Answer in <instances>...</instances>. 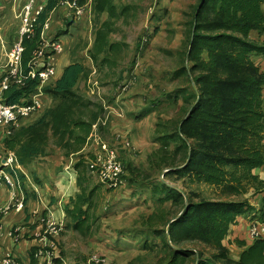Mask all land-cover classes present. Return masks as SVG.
I'll return each mask as SVG.
<instances>
[{
  "label": "rangeland",
  "instance_id": "374dc122",
  "mask_svg": "<svg viewBox=\"0 0 264 264\" xmlns=\"http://www.w3.org/2000/svg\"><path fill=\"white\" fill-rule=\"evenodd\" d=\"M26 1L30 2L12 0L10 7L5 5L10 0H0V74L6 69V47L14 44L22 27L25 17L23 4H27ZM47 1L36 0V6ZM199 2L87 0L91 9L83 16V20L72 21L64 7L51 13L47 35L55 36L57 32L68 30L61 35V39L66 42V49L57 61L58 75L63 73L66 66L77 61L85 65L88 74L75 90L76 96L81 99L77 102L87 104L79 119L92 123L94 114L98 113L90 132L96 125L110 144L122 151L129 167V177L123 188L106 189L91 177L87 167V161L91 159L89 152L95 148L93 142H89L91 133L88 141L78 145L79 148L73 153H67L62 145H57L58 137L52 135L45 153L33 160L38 176L46 177L44 191H41L44 199V193L46 196L54 193L52 188L54 191L57 188L54 184L56 179L59 187H66L67 190L72 176L69 171L62 172V166L57 167L52 155L66 156V160L62 156L65 164L69 162L71 154L78 152H81L77 156L80 162L82 158H89L80 166L85 172L81 184L88 188L86 194L94 191L89 196L94 204L89 210L90 217L84 219L86 223L83 229H70L65 234L62 247L66 261L63 264H169V249L164 245L165 240L169 241L168 234L164 232L168 228L165 221L176 216L178 207L159 200L157 192L161 190L162 183L183 189L188 194L196 191L208 199L225 198L215 186L191 184L187 179H178L176 175L165 172L174 167L170 165L182 162V156L173 157L176 138L165 141V137L169 136L165 134L174 129L175 123L182 119L188 109L189 105H185L187 97L184 95L199 90L194 79L185 81L184 72H179L184 65L186 23L190 20L192 7ZM99 7H104L103 11L100 12ZM252 59L264 70V55L252 54ZM259 59L263 63L258 62ZM93 73L99 81L94 93L89 90ZM60 103L55 105L54 99L50 97L44 110L30 122L40 120L54 105L53 109ZM106 104L110 106L108 110L104 108ZM118 107L124 110V114ZM105 119L106 125L102 123ZM96 123H100V127ZM19 128L20 125L13 129L1 127L0 138L6 139L13 130ZM78 133L75 131L73 136L83 134ZM122 140L130 141L132 145L129 149L124 147ZM163 143H169V146ZM7 158L8 155L0 152L1 177L9 170L5 165ZM65 190L59 189L58 192L61 194ZM255 195L251 191L247 197L253 201ZM261 200L262 195L259 204ZM52 208L59 220L63 207L55 205ZM112 208L116 210L112 212ZM154 229H158V233ZM183 246L196 254L183 258L186 260L183 264H194L199 257L205 259L212 256V250L200 242ZM236 253L232 254L236 256ZM37 261L36 264H44L41 260ZM17 264L21 263L18 261ZM55 264L61 262L55 261Z\"/></svg>",
  "mask_w": 264,
  "mask_h": 264
},
{
  "label": "trees",
  "instance_id": "16d2710c",
  "mask_svg": "<svg viewBox=\"0 0 264 264\" xmlns=\"http://www.w3.org/2000/svg\"><path fill=\"white\" fill-rule=\"evenodd\" d=\"M59 4L60 0H48L33 23L34 32L24 36L25 68L39 47L46 20ZM263 7L264 0H200L192 7L186 23V51L179 72H184L185 81L194 79L199 90L184 95L188 109L185 107L184 116L175 123L174 132L165 134L169 135L165 141L176 138L173 157L182 156V162L170 165L176 169L169 172L191 184L215 186L225 198L208 199L196 191L188 194L162 183L157 192L159 200L178 207L176 216L165 221L167 227L170 224L169 232L164 230L169 239L164 241L169 249V264H183L186 261L183 258L196 256L183 246L192 242H200L212 250L211 257H199L194 264H264V236L254 239L252 244L237 240L235 243L242 249L238 258L233 257L231 248L225 244L238 217L255 210L247 195L252 190L255 194L264 192V180L254 172L264 166V70L252 59V54L264 55ZM103 9L99 7L100 12ZM66 32L67 29L57 32L56 37ZM254 34L259 37H253ZM87 75L85 65L77 61L43 88L55 105L61 103L40 120L13 130L7 137L5 145L16 152L19 163L28 166L45 153L52 135L58 137L57 145H62L67 153L86 143L99 115L94 114L92 123L79 119L87 104L77 102L81 99L75 90ZM38 87L37 78L29 79L23 86L13 84L4 94L5 100L9 104L28 103ZM75 131L83 134L75 137ZM163 145L168 147L169 143ZM121 158L128 180V162L122 155ZM11 173L23 182L26 180L18 170ZM93 192L79 194L73 200L72 210L67 206L73 220H77L75 230L85 226L83 215L90 217L94 202L89 196ZM87 203L88 209L84 210L82 205ZM158 231L154 229L155 233ZM55 242L59 254L56 261L61 262L63 247L59 239ZM37 249L32 252L31 264H36Z\"/></svg>",
  "mask_w": 264,
  "mask_h": 264
},
{
  "label": "built area",
  "instance_id": "2783aa9c",
  "mask_svg": "<svg viewBox=\"0 0 264 264\" xmlns=\"http://www.w3.org/2000/svg\"><path fill=\"white\" fill-rule=\"evenodd\" d=\"M87 0H60L58 8H65L68 10V15L72 21L83 20V16L89 13L90 5L86 3ZM36 0H30L24 5L23 11L25 17L23 18L22 27L19 29V35L17 40L12 46L7 49V63L4 75L0 81V128L8 127L15 128L21 126L23 122L30 119L35 114L39 113L45 106V102L40 95H32L31 101L28 103L18 102L16 104H9L6 102L4 93L10 89L13 84L23 86L29 79H38L39 87L41 91L43 86L47 85L51 80L56 79L58 75L57 61L60 55L66 49V42L56 36H48L47 32L50 30V16L41 33V42L39 47L35 50L31 61L28 64V68L25 69L23 65V57L25 52L24 36L32 34L34 32L33 23L36 21L38 15L44 10L46 4L39 3L36 6ZM74 19V20H73ZM95 73V72H94ZM89 80V90L94 93L97 88L98 78L94 76ZM121 88H119V93ZM108 110L109 105L104 106ZM124 114V110L118 107ZM104 125L107 124V120H102ZM100 127V123H96ZM91 137L89 142H93L94 151L88 162V170L90 176L95 178L100 184L104 185L107 189H119L123 188L127 184L125 178V166L123 159L121 158V151L114 148L105 137L103 132L97 130L96 125H93V129L90 132ZM119 140V135L117 136ZM124 147L129 149L132 145L128 140H122ZM134 148V146H132ZM15 162V163H14ZM14 164V165H13ZM7 168L17 171L18 158L16 154L10 152L8 154L7 161L5 162ZM69 171V170H67ZM18 175L5 173L4 176H0V183L3 180L5 183L14 188L18 184ZM15 193L13 192V196ZM12 204H8V209L12 208ZM18 209L23 208V201H18L16 204ZM57 225V224H56ZM55 223L50 224V230L52 233H59L61 228H56ZM264 231V220L260 224H256L251 230V236L253 239L262 236ZM37 259L44 264H55L59 254L57 251V243L51 242V245L38 249L35 253ZM18 257L11 251H3L0 253L1 264H17ZM61 261L64 262L63 257ZM98 262V261H97Z\"/></svg>",
  "mask_w": 264,
  "mask_h": 264
},
{
  "label": "crops",
  "instance_id": "0c3cea01",
  "mask_svg": "<svg viewBox=\"0 0 264 264\" xmlns=\"http://www.w3.org/2000/svg\"><path fill=\"white\" fill-rule=\"evenodd\" d=\"M11 4L12 0H10V2H6L5 5H9L11 7ZM25 4H23V7ZM256 36L253 35V37L255 38L259 37V35L257 34ZM11 46L12 45H10V47ZM10 47H6V50ZM261 60L262 59H259L258 62L263 63V61ZM3 75L4 72L0 74V81ZM41 94V97L46 98L45 93ZM47 98L49 99V96ZM27 122H29V124L31 123L30 121H25L21 124L20 127L26 125ZM6 139L0 138V152H4L6 155H8L10 152L16 154L14 150H9L6 147ZM92 152L93 151L89 152L90 157L92 156ZM80 153L81 152L71 154L69 156V162L66 164L63 162V157L66 160V156H51L53 157L52 160H56L55 164L58 168L62 166V172H67V170H69V172L72 173V176L71 181L67 186V190H65L66 187L64 189H61L59 187L58 179H56L54 184H56L57 188L55 189V191L52 188L54 193H50V195L48 196H46V194L44 193V199L41 191H44L46 177L44 174L43 178L41 176H38V174L35 172V166L33 162L28 166H24L18 161V165L16 168L20 173H23L25 175L26 180H24L23 182L21 179H18V184L14 188H11L10 185L5 183L3 180L1 181L0 253L3 251H11L18 257L17 261H19V263L31 264L32 252L36 247L38 249L46 247L48 245H51V242L53 240L55 241L57 239H59L61 244H63L65 234H67L70 229H74L73 225L77 222V220H73V218L69 214L67 206L72 210L75 207L74 201L77 200L78 195L82 194L83 191H88V188L83 187L81 184L82 180L85 178V172L81 170L80 166L82 165L81 162L86 163V161L90 157L88 159L82 158V161L80 162V159L77 157ZM60 158L62 159L61 161H59ZM78 163L79 165L77 166ZM61 170L59 169V171ZM6 171L13 175V173H11L13 172L12 169L9 168V170ZM254 172L259 176L260 179L264 180V166L256 168ZM59 189L65 190L67 192L66 196L65 191L60 194V191L58 192ZM13 192L15 193L14 196ZM252 192L255 194L254 190H252ZM260 195H262L261 204H259ZM253 199L254 200H251V202L252 204H254L255 210L252 213L250 212L251 214L245 213L239 216L237 219V223L231 226L229 236L225 239V244H227L232 250L231 253L237 252L236 256L233 255V257L235 258H238L242 251V249L237 246L235 242L237 240H244L247 244H252L254 242V239L251 236V230L256 224H260V222L264 220V216H260L261 213H264V192L256 194ZM18 201H23L24 205L22 209L17 208L16 204L18 203ZM9 203H13L12 208L10 209H8L7 206ZM55 205L63 207V211L60 214L61 216L59 220L56 219L54 210L52 208ZM82 207L84 210L88 209V203L82 205ZM110 210L114 212V210L116 209L112 208ZM83 218L85 219V216ZM53 222L55 223V225L57 224L56 228H61L59 233H52V231L50 230V224ZM262 236H264V231L262 232ZM35 258L37 263V257L35 256ZM63 259L64 261H66L64 257ZM61 264H63L62 261Z\"/></svg>",
  "mask_w": 264,
  "mask_h": 264
},
{
  "label": "clouds",
  "instance_id": "9594fccd",
  "mask_svg": "<svg viewBox=\"0 0 264 264\" xmlns=\"http://www.w3.org/2000/svg\"><path fill=\"white\" fill-rule=\"evenodd\" d=\"M55 36H56V35H55ZM23 62H24V61H23ZM23 65H24V63H23ZM24 67H25V65H24ZM25 69H27V68H25ZM45 86H46V85H45ZM45 86H43V88H44ZM43 88L41 89V91H39L38 88H37V92H36L35 94L38 93V95H40V97H41V95H42L41 93H45V94H46V98L41 97V98L43 99V101L45 102V106H46V103H47V101H48L49 99L47 98V93L44 92ZM4 94H5V93H4ZM35 94H33V95H35ZM49 98H50V97H49ZM45 106H44V108H45ZM44 108H43L39 113H37V114H35L34 116H32L30 120H32L36 115L40 114V113L44 110ZM27 120H29V119H27ZM27 120H26V121H27ZM23 123H24V122H23ZM18 177H19V176H18Z\"/></svg>",
  "mask_w": 264,
  "mask_h": 264
},
{
  "label": "water",
  "instance_id": "95a60500",
  "mask_svg": "<svg viewBox=\"0 0 264 264\" xmlns=\"http://www.w3.org/2000/svg\"><path fill=\"white\" fill-rule=\"evenodd\" d=\"M192 111H190V113H191ZM189 113V114H190ZM188 117V115L186 116V118ZM190 160V158L188 159V161ZM176 168H172V169H168V170H166L165 172H169V171H171V170H175ZM183 214V212L180 214V215H178L177 217H175L170 223H172L174 220H177L181 215ZM169 226H170V224L168 225V228H167V233L169 232ZM176 249L179 251L180 250V248L179 247H176Z\"/></svg>",
  "mask_w": 264,
  "mask_h": 264
}]
</instances>
